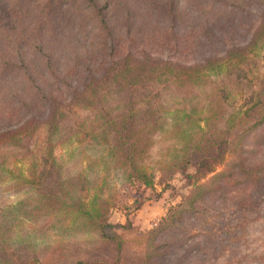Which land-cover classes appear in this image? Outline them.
Wrapping results in <instances>:
<instances>
[{"label": "trees", "instance_id": "16d2710c", "mask_svg": "<svg viewBox=\"0 0 264 264\" xmlns=\"http://www.w3.org/2000/svg\"><path fill=\"white\" fill-rule=\"evenodd\" d=\"M252 1L257 14L249 23L220 26L214 18L193 35L194 27L179 30L191 5L235 14ZM146 7L153 22L143 26L137 10ZM158 8L166 27L154 20ZM137 21L145 30L133 27ZM236 32L245 39L234 40ZM11 72L13 86L0 81V185L36 194L1 209L0 234L26 218L57 215L96 232L122 264L117 228L130 226L109 220L121 192L181 173L187 192L138 230L146 237L141 264H166L159 260L192 237H203L196 249H207L222 209L210 215L206 208L233 199L241 186L260 192L264 161L249 157L264 137L262 0H0L1 79ZM68 160L80 167H63ZM190 218L196 231L181 232ZM33 261L41 264L32 256L22 264Z\"/></svg>", "mask_w": 264, "mask_h": 264}, {"label": "rangeland", "instance_id": "374dc122", "mask_svg": "<svg viewBox=\"0 0 264 264\" xmlns=\"http://www.w3.org/2000/svg\"><path fill=\"white\" fill-rule=\"evenodd\" d=\"M132 1L129 0V2ZM177 1L181 4L182 0ZM254 6L252 1L244 11L238 10L233 14L230 11L220 10L215 15L207 8H204V11H197L196 6L191 5L187 19L182 24L183 26L180 25L179 30L183 32L184 29L194 27L190 31L193 35L199 26L214 18L217 23H221L220 26L231 19L238 27V25L249 23L256 18L257 10ZM160 9L158 8L159 13H161ZM130 11H132L131 8L127 7L120 10L119 13L124 14ZM137 11L141 13L139 19H144L143 26L153 22L150 16L153 11L148 10L147 7ZM161 15L163 13L156 14L154 20L160 19L161 27H166L167 19L162 20ZM137 23L138 21L133 27H142L145 30L142 25H137ZM210 27L218 28L217 25ZM191 39L192 37L185 40L184 44ZM244 39L241 32H236L234 40ZM66 40L69 41V38ZM162 53L167 55L166 50ZM178 55L179 59L191 60L189 55ZM5 74L0 73L1 76ZM12 74L11 72L10 76ZM10 80L15 79L12 76L8 79L0 77L1 85L4 88L14 85ZM260 129L259 132L264 131V128ZM261 138L263 139L260 143H263L256 148L257 152L250 153V161H261L262 159L264 161V137L259 139ZM249 146L254 147L253 144ZM57 151H63V148H58ZM60 163L64 164L63 167L71 163H74L76 169L80 167L79 163L76 166L75 162L71 160L60 161ZM221 168L222 165H219L217 170ZM193 169V165L188 166V171H193ZM210 174H207L201 181H205ZM261 184V187L258 188L260 191L258 195L255 193L256 189L251 185L241 186L231 192L235 195L233 199H226L225 202L217 204L214 208H206L210 215L216 214L221 209L222 213L219 216L218 214L213 216L215 218L211 221L210 226L217 234L213 233L208 238L207 249L204 252L196 249L197 241L203 240V237L196 236L187 239L186 244L182 247L168 251L159 262L164 260L166 264H264V180ZM188 189L189 186L186 184L184 176L181 173H176L173 178L162 183L157 182L154 187H131L121 192L119 205L110 210L109 220L125 225L129 223L130 226L126 229L117 228L123 233L125 239V248L120 260L122 264H141L146 237L139 235L138 230L155 225L166 213L169 205L178 201ZM35 194V189H14L10 187V184H2L0 185V211L6 205L15 204L20 199L33 200ZM136 198L141 202L139 207H129V204ZM240 207L243 208L241 212L239 211ZM191 219H186L183 227L179 228L181 232L185 228L191 232L196 231L198 225L195 224L196 222L192 223ZM220 229L227 230V232ZM2 231L0 234V264L8 261L22 264L26 256H32L41 264H73L78 259L86 260L89 262L88 264H114L111 244L102 240L96 232L83 229L81 225L70 224V221L63 222L57 215L26 218L14 226H5ZM1 245L3 246L1 247Z\"/></svg>", "mask_w": 264, "mask_h": 264}]
</instances>
